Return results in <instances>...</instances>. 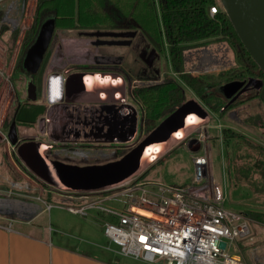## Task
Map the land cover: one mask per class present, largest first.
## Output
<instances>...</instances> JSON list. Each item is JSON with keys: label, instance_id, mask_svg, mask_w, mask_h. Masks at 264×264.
<instances>
[{"label": "rangeland", "instance_id": "obj_1", "mask_svg": "<svg viewBox=\"0 0 264 264\" xmlns=\"http://www.w3.org/2000/svg\"><path fill=\"white\" fill-rule=\"evenodd\" d=\"M1 5L6 6L5 12H8V8L11 5L14 6V13L22 10L20 0H5ZM26 12L24 19L21 18V21L14 26V28L17 26L21 34H19V37L16 39L13 49L11 48L13 39L4 35L0 36V121L11 118L13 112H15L17 102L28 99L27 85L31 77L22 71L13 73L19 57L21 56L19 53L23 37L33 22V8H30L29 11ZM88 41L89 39L81 35L79 30L56 28L54 35L55 47H53L52 53L50 54L49 63L46 65L48 60L45 59L42 64L41 69L45 66V72H43L40 77L37 76L35 80L36 84L38 83L39 94L37 95V100L32 101H37L46 105V98L48 99L47 86L45 83L46 75L52 68L59 66L74 68L75 71H78L84 69L79 68L81 65H94L96 63L107 64L108 60L111 61V59H113L116 66L115 72H113L114 80L117 79L118 82L105 89L108 88L115 93L125 92V96H123L127 97V101L130 102L134 100L131 95L133 92L132 84H135L137 86L136 88H138L140 85L145 84V81L149 78H151L152 81L160 80V83L164 82L166 76L173 78L172 73L170 74L172 65L167 55V47L162 49L160 44L153 42L161 52V59L157 62L156 67L160 69L159 72L163 73V76L157 78L155 76L159 72L155 69H150L151 71L148 70L146 75L139 74L142 70V66L135 62L133 57H135L136 54L131 48L125 46H93L90 45ZM200 47L212 50L214 59L217 61L231 62L230 66H228L229 68L223 71L216 70L214 73L209 74V77H214L217 80H225V78L230 75L236 76L240 74L242 65H240L236 59V54L228 42H211L206 45L188 48L187 51H192L193 53ZM197 50V52L200 51V49ZM200 56L201 55H199V57ZM120 60H122V64L124 65V69L122 70L117 69L118 65H121V63L118 64ZM164 72L167 73L164 74ZM83 73H86V75L89 74V72ZM122 77L125 79L121 83L119 80ZM174 77L176 79V76ZM97 83H95V88L99 89L102 85L99 82ZM96 86H98V88ZM185 90L189 98L195 99L200 104H203L204 101L197 96L193 90H190L186 86ZM257 94H259V90H250L242 94V96H240L231 107L226 108V111L222 114V120L224 123L228 124L227 127L238 134H233L231 137L225 138V133L223 131L221 141L214 137L210 144L213 175L216 182H219L226 188V207L235 213L243 215L251 225V238L248 236V239H237L240 246L237 255L243 258L245 264H264V167H261L264 162V126H262L264 125V101ZM129 96H131V98ZM208 96L212 104H215L217 101L227 103V100L222 94L217 92L216 87L209 90L207 97ZM128 97L130 99H128ZM136 106L138 105L136 104ZM230 114L232 118L229 116ZM211 122L218 123L219 120L214 116ZM253 122H258V124H252ZM261 123L262 125H260ZM8 127V125L5 126V130L8 131ZM211 129H213V127H211ZM17 130L20 135H28L36 132L34 127L31 128L25 125H19ZM144 131L146 133V128ZM239 135H241V137ZM9 148L10 146L8 143L0 140V189H10L12 184L10 179H14V187L12 186L10 198L29 201L33 199L32 197L35 194L45 193L48 194L47 196H49V194L50 196H55L56 193L60 192L59 189L40 180L20 161V159L19 162H17L15 154L13 164L11 150H9ZM170 148L171 149L166 150L162 156L159 154L158 158L151 161V163L140 172V179L163 182L170 186H179L190 182L194 173L192 155L195 152L191 151L186 144H181L178 141L173 142ZM115 149L119 155L122 152L125 153L131 150V148L126 150L119 149L117 146ZM81 151L82 150L79 149L73 150L68 153L69 157L66 156L65 158L78 161L80 159L79 154L83 155V153H80ZM83 152L86 156L89 155L90 159H92L91 162H98L96 161L97 158L107 155L108 152L112 151ZM63 154L66 155L65 152H62V155ZM54 199L58 200L59 204L47 210V214H45L46 217L48 218L50 213L58 215V218H61L66 223L72 224L79 229H88L90 228L89 225L99 228L95 223L102 225L104 221L114 219L112 214L99 208L95 209L94 212L96 214L94 217L87 216L90 221L88 219H82L83 216L74 215L67 209L60 207V204H66L67 202H63L60 197ZM54 199L50 201L53 203L55 202ZM1 202L3 206L7 204V202L3 200ZM109 204L111 205L112 203L109 202ZM106 205L108 204L106 203ZM91 213L93 212H90V214ZM255 213L261 214V220H256L254 218ZM85 226H88V228ZM99 230L101 229L99 228ZM70 233L74 235L69 236V238L73 240L84 237V235L81 236L82 234L77 231H70ZM100 236L103 237L101 233ZM106 240L107 242L109 241L107 237ZM111 244L113 249H118L116 244ZM253 247H258V249L253 250ZM121 257L127 259L128 262H132V264H154L123 255H121ZM162 263L166 262H161L160 264Z\"/></svg>", "mask_w": 264, "mask_h": 264}, {"label": "built area", "instance_id": "obj_2", "mask_svg": "<svg viewBox=\"0 0 264 264\" xmlns=\"http://www.w3.org/2000/svg\"><path fill=\"white\" fill-rule=\"evenodd\" d=\"M221 9L217 0L208 7V14L214 17ZM200 52L199 57L195 52L185 51L183 73L207 75L216 70L223 71L231 64L214 59L209 48ZM171 73L187 87L181 72L171 66ZM161 76L163 73L160 72ZM149 79L143 85L161 82ZM132 87L134 90L137 86L132 84ZM217 125L223 133V124L218 122ZM209 126L210 123L201 122L180 139L181 144L187 145L195 138L201 148L192 156L194 173L190 182L170 186L142 180L136 175L112 188L95 192L59 190L63 197L73 201L60 206L82 215H87L92 208L112 214L114 219L104 223V234L110 244L118 246L116 251L123 256L154 264H245L237 255L240 247L237 239L251 238V225L243 215L226 207V188L214 178L207 149ZM8 131L0 122V140L8 143L11 150L13 144ZM135 146L132 145L131 149ZM11 193L10 188L3 194L11 196ZM37 198L41 199V195ZM46 203L47 209L55 205ZM222 241L226 242L225 247H221Z\"/></svg>", "mask_w": 264, "mask_h": 264}, {"label": "trees", "instance_id": "obj_3", "mask_svg": "<svg viewBox=\"0 0 264 264\" xmlns=\"http://www.w3.org/2000/svg\"><path fill=\"white\" fill-rule=\"evenodd\" d=\"M217 0H37L31 27L25 32L20 57L14 72L22 71L29 76L35 74L24 67V57L35 41L42 23L47 18L55 19L59 29L90 30L113 28L119 30L140 29L151 42L168 49V56L175 71L181 72V78L193 89L208 106L222 110L224 102H210L209 90L224 82L245 78L255 74L258 65L241 41L227 13L221 9L214 17L208 14V7ZM19 29L11 36V48L19 37ZM226 41L233 48L236 59L242 65L240 74L217 80L207 75L183 73L185 51L188 48L206 45L211 42ZM11 49V51H12ZM224 73V72H221ZM264 78V72L261 71ZM133 99L142 110L144 130L149 134L163 119L189 99L185 86L174 77L166 76L162 83L140 85L132 92ZM264 101V84L257 94ZM44 105L29 99L21 100L16 118L19 125H31L43 112ZM223 111H226L223 110ZM262 122V121H261ZM252 124H258L253 122ZM262 125V123L260 124ZM264 126V125H262ZM224 137L233 134L225 128ZM145 132V131H144ZM241 137V135H239ZM264 167V162L262 163ZM254 218L261 220V214Z\"/></svg>", "mask_w": 264, "mask_h": 264}, {"label": "flooded vegetation", "instance_id": "obj_4", "mask_svg": "<svg viewBox=\"0 0 264 264\" xmlns=\"http://www.w3.org/2000/svg\"><path fill=\"white\" fill-rule=\"evenodd\" d=\"M132 30L136 31L134 36H97L85 33H81V35L89 39L88 43L93 46H125L131 48L136 54V56L133 57L135 62L142 66V70L139 73L140 75H146V72L150 69H155L159 72L160 69L156 66L157 62L161 59L160 49H157L142 30L138 28ZM82 31L122 30L103 27ZM103 40H118L120 43L108 44L104 43ZM53 47H55L54 40L44 56L45 59L48 60L46 65L50 61V54L52 53ZM114 63V60L111 59V61H107V64L96 63L94 65H81L82 67L80 66L79 68L84 69L78 71H75L74 68L60 66L48 71L45 80L48 95V99L46 98L47 103L46 105L43 103L44 109L38 119L31 125H25L31 128L34 127L36 132L28 135H20L17 130L19 138L17 145L25 141H36L44 146L45 152L49 158L67 162L73 161L65 158L66 156L69 157L68 153L79 149L82 150L80 153H83V155L79 154L80 159L73 162L86 164L93 163L94 161L91 162L92 159H90L89 155L86 156L83 151L91 153L95 151L111 150L112 152H108L107 155L100 156L96 160L98 162H108L126 153L122 152L119 155L115 149L116 146L119 147V149L126 150L131 148L134 144L137 145L138 141L140 143L146 134L144 132L142 110L135 100H133V102L127 101V97H124L125 92L115 93L112 90L110 91V89H105L108 91L104 94H101L100 90L96 89L91 96L85 94V91H83V84L87 83L86 77L96 79L98 76L97 73L106 75L112 79V82L114 80L113 72H115L114 70L116 68ZM120 63L121 65H118L117 69L122 70L124 69L122 60L118 61V64ZM41 67L37 73H33L35 76H29L31 77L30 81H33L35 84L37 76L40 77L46 70L45 66L43 69H41ZM83 72H89V74L87 73L88 75H86V73ZM260 73L261 72L257 74L255 72V74H249L245 78H240V80H249L252 77L263 80V76H261ZM159 76L160 72L156 74L155 77L158 78ZM124 79L125 78L122 77L119 81L122 83ZM93 82L95 83L96 81L94 80ZM255 84H257V82ZM252 90L258 91L257 88H253ZM36 94H39L38 83L36 84ZM129 97L131 98V96ZM129 97L128 99H130ZM116 99L119 100L117 101ZM20 104V101L17 102L15 112H13L11 118L1 119L2 121L0 122H2L4 127L7 125L10 127L14 119L16 121V126H19L16 113ZM136 104L138 106H136ZM226 104L225 102V105ZM232 105L233 104H230L226 108ZM131 135L132 138L129 140ZM62 152H65L66 155H62ZM14 154L16 156V161L19 162L17 149L13 144L11 149L13 164Z\"/></svg>", "mask_w": 264, "mask_h": 264}, {"label": "water", "instance_id": "obj_5", "mask_svg": "<svg viewBox=\"0 0 264 264\" xmlns=\"http://www.w3.org/2000/svg\"><path fill=\"white\" fill-rule=\"evenodd\" d=\"M241 41L258 65L256 73L264 72V0H219ZM55 19L47 18L41 25L33 44L24 57V67L31 73H37L44 62L45 54L54 40ZM81 33L107 36H134L135 30L122 31H82ZM104 43L117 44L118 40H103ZM257 82V84H255ZM263 80L252 77L249 80L234 79L222 83L217 91L228 100L226 108L233 104L242 94L253 88H260ZM27 98L36 100V84L29 81ZM196 110L208 120L209 115L195 99H189L163 119L142 141L121 157L108 162L80 164L59 159H51L44 146L36 141L18 144L19 138L15 119L9 127L8 136L20 161L40 180L59 190L77 192H95L112 188L136 175H139L151 161H146L144 152L151 137L162 131V135L172 136L188 111ZM205 119V120H206ZM204 120L201 119V122ZM198 123V124H199ZM132 138H129V140ZM173 143V142H172ZM169 145L168 149L172 145ZM189 148L196 149V140L188 142ZM167 149V150H168ZM221 247L226 242L222 241Z\"/></svg>", "mask_w": 264, "mask_h": 264}, {"label": "crops", "instance_id": "obj_6", "mask_svg": "<svg viewBox=\"0 0 264 264\" xmlns=\"http://www.w3.org/2000/svg\"><path fill=\"white\" fill-rule=\"evenodd\" d=\"M3 1L5 0H0V36L4 35L10 38L17 29V26L15 28L14 26L21 21V18L24 19V15L27 13L26 11L33 8L34 12L37 0H20L22 10L16 11L15 13L14 6L12 5L9 6L8 12H5L6 6L1 5ZM197 49L202 51L203 47ZM197 49L195 50V54L197 53V55H199L200 51L197 52ZM188 88L193 90L190 87ZM203 104H200L202 109H204L205 112L207 111L206 113H208L209 116L213 118L214 116L217 117L219 122L223 124V130L227 128L228 124L224 123L222 120V114L225 112L223 110L226 108L216 111L206 103L203 102ZM229 116L232 118L231 114ZM213 118L209 117L207 120L204 115H200V120L202 119L204 120L203 122L206 121L210 123L207 129L209 134L207 143L209 146L214 137L220 141L222 139L220 137L222 132L217 125L218 123L211 122ZM225 121L228 122L227 120ZM211 127H213V129H211ZM191 140L196 139H190L189 141ZM178 142L181 143V140H178ZM196 142L198 143V141ZM209 146H207V149L210 152L209 156L211 160V148ZM190 149L191 151L198 152L201 150L200 144L198 143L196 149ZM166 150L163 151L160 156H162ZM13 180L14 179H10V181H12L11 189L14 187ZM0 190H2L3 193L6 191V189ZM3 193L0 194V264H132V262H128L127 259L121 257V254H119L116 249H113L109 241L107 242L104 234L105 221L102 225L95 223L101 230L91 225H89L90 228L85 226L88 229H79L72 224L66 223L61 218H58V215L50 213L47 218L45 214H47L46 212L49 209L46 208V202H51L50 200L56 197H60L63 202H67L66 204L73 202L63 197L60 192L56 193V197L50 196V194L47 196L48 194L45 193L35 194L32 197L33 199L29 201L10 198V196ZM38 195H41V199L37 198ZM2 200L7 202L5 206L1 204ZM54 200L55 202L53 203L55 205L59 204L58 200ZM95 209L96 208L89 209L87 215L68 211L74 215L83 216L82 219L89 220L87 216L94 217L96 214L94 212ZM90 212L94 214H90ZM70 231H77L82 234L81 236L84 235V237L73 240L69 238V236H74ZM100 233L104 238L100 236Z\"/></svg>", "mask_w": 264, "mask_h": 264}, {"label": "bare ground", "instance_id": "obj_7", "mask_svg": "<svg viewBox=\"0 0 264 264\" xmlns=\"http://www.w3.org/2000/svg\"><path fill=\"white\" fill-rule=\"evenodd\" d=\"M86 79H87V83H84V84L82 83L84 86L83 91H85V94H87L89 96L93 95V91L96 90V88L94 86L96 82H99L102 85L98 89V90H100V93H102V94H104L106 91L109 90L108 88H107L108 90H105L106 87H108L110 85H115L118 82L117 79L111 82L112 79H110L109 77H107L106 75H103V74H99L96 77V79H93L91 77H86ZM94 80L96 81L95 83L93 82ZM96 87L98 88V86H96ZM200 121L201 120H200V112L199 111H196V110L188 111V113H186V116H184L182 122H180V125L177 127L176 131L174 132V134L171 137L166 136V135H162L161 137L158 136V135L162 134V131L159 132L158 134L155 133L151 137L150 141L148 142L147 147H146V151L144 152V154H145L144 156L146 158V161L150 162V161L155 160L156 157H158L159 154H161L163 151H165L172 142H176V141L186 137L188 132L191 129H193Z\"/></svg>", "mask_w": 264, "mask_h": 264}]
</instances>
